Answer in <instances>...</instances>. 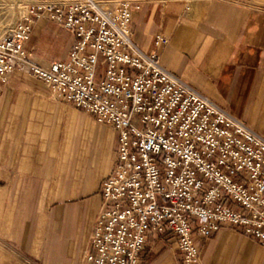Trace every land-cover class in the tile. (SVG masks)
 <instances>
[{"label": "built area", "instance_id": "2783aa9c", "mask_svg": "<svg viewBox=\"0 0 264 264\" xmlns=\"http://www.w3.org/2000/svg\"><path fill=\"white\" fill-rule=\"evenodd\" d=\"M30 1L0 36V81L33 76L119 135L85 264H140L153 235H169L179 264H205L200 241L223 228L264 246V137L162 66L169 37L157 35L149 54L137 47L131 24L143 1ZM42 18L74 37L48 67L26 48Z\"/></svg>", "mask_w": 264, "mask_h": 264}, {"label": "crops", "instance_id": "0c3cea01", "mask_svg": "<svg viewBox=\"0 0 264 264\" xmlns=\"http://www.w3.org/2000/svg\"><path fill=\"white\" fill-rule=\"evenodd\" d=\"M138 1L137 47L149 54L157 35L169 37L162 66L264 137V0ZM51 22L36 21L26 43L41 67L66 58L74 42ZM56 35L71 39L64 57L47 46ZM49 93L19 71L0 81V264H85L101 185L118 160L114 129ZM170 242L151 236L143 264H179ZM200 244L205 264H264V246L241 228Z\"/></svg>", "mask_w": 264, "mask_h": 264}, {"label": "rangeland", "instance_id": "374dc122", "mask_svg": "<svg viewBox=\"0 0 264 264\" xmlns=\"http://www.w3.org/2000/svg\"><path fill=\"white\" fill-rule=\"evenodd\" d=\"M30 2H31L30 0H0V36L7 29L15 27L16 24L24 16L27 15L28 10H29L27 7L30 4ZM43 19L48 22H51L50 20L45 19V18H42L40 20H43ZM64 39L66 40L64 41ZM64 39L57 35L54 39L49 38L48 41L46 42L49 50L54 52V54H59L60 57H64L67 52V49L64 51H61V50L64 49V43L66 42L68 43L71 40L69 36H66ZM68 106L72 107L71 105H68ZM166 244L167 246H169L170 249L173 247L176 248L173 242L166 243ZM148 254H149V245L147 247V251L144 256V259L142 260L140 264H143L145 262V257Z\"/></svg>", "mask_w": 264, "mask_h": 264}]
</instances>
